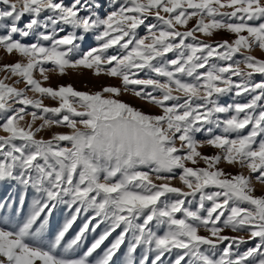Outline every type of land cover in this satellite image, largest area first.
<instances>
[{
    "label": "snow or ice",
    "instance_id": "obj_1",
    "mask_svg": "<svg viewBox=\"0 0 264 264\" xmlns=\"http://www.w3.org/2000/svg\"><path fill=\"white\" fill-rule=\"evenodd\" d=\"M256 48L264 0H0V264H264Z\"/></svg>",
    "mask_w": 264,
    "mask_h": 264
},
{
    "label": "rangeland",
    "instance_id": "obj_2",
    "mask_svg": "<svg viewBox=\"0 0 264 264\" xmlns=\"http://www.w3.org/2000/svg\"><path fill=\"white\" fill-rule=\"evenodd\" d=\"M141 34H143V29H141ZM231 39L233 38L231 34L225 32V31H220L217 34H215L212 39L214 40H220V39ZM92 41H89L91 43ZM254 54L257 56H262L264 55V50H260L259 48L254 49ZM18 59H23L22 57H19L17 54H14L12 56H6L5 53L0 50V60H4L6 62L8 61H15ZM50 67V66H49ZM37 78H39V73H36ZM50 79L49 81L45 82L46 85H51L53 87L60 85V84H72L77 90L81 91H96L99 90L103 85H119L120 81L115 78H110L106 75L101 74L100 76H96L93 74V71L90 69H84V68H79V69H68L67 73L64 75H61L58 73V71H50L49 72ZM259 79V77H257ZM23 86V85H21ZM123 100L129 102L130 104L137 106L145 111L153 112V113H159L160 109L150 103H146L144 100L137 98L133 93L127 92L124 93L121 97ZM45 103L48 105H55L57 101L45 98ZM55 131H69L66 128H58L55 129ZM43 135H48L49 133L45 131L42 133ZM198 139H205L203 135H199L197 137ZM202 151L206 154H213L217 150L211 147H204ZM221 167H224L226 171L228 172H237L239 171V167L236 166H230L227 164H221ZM246 171V170H245ZM173 183L179 185L180 182L178 179L174 180ZM258 192L264 191V186L260 185L259 183L256 184ZM119 231V229L117 230ZM225 234L227 235H243L247 236V233H235L232 232L231 230H225ZM115 236V234H114ZM252 243L250 242L248 245L243 246V247H248L252 246ZM243 250V248H242ZM123 260V257H121V261Z\"/></svg>",
    "mask_w": 264,
    "mask_h": 264
}]
</instances>
